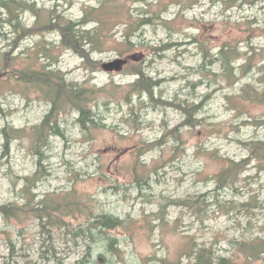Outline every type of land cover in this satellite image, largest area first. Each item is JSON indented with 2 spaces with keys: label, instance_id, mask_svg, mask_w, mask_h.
I'll use <instances>...</instances> for the list:
<instances>
[{
  "label": "rangeland",
  "instance_id": "rangeland-1",
  "mask_svg": "<svg viewBox=\"0 0 264 264\" xmlns=\"http://www.w3.org/2000/svg\"><path fill=\"white\" fill-rule=\"evenodd\" d=\"M26 1L55 9L73 20L82 16L85 7L97 2ZM223 1L199 0L182 13L179 6H168V13H161V18L173 21L172 32L160 20L153 21V25L137 33L135 50L122 56L111 49L123 45L125 26H115L105 52L93 56L99 63L95 72L85 68L74 53L60 50L56 34L25 38L14 48L12 29L0 26V62L7 53L15 67L32 60L34 65L61 70L70 82L105 88L97 100L99 129L90 136L82 133L72 113L61 123L66 140L50 138L42 179L32 191L34 202L48 193L73 192L72 197L87 200L97 214L112 215L122 222L135 221L127 230L117 228L108 233L117 240L115 254L103 247L102 233H92L96 244L89 243L91 256L85 258L86 240H78L76 245L65 238L64 231L54 230L51 241L39 231L31 214L24 215L21 226L14 220L6 224L0 215V264H193L181 256L188 237L212 248L216 256L234 257L237 264H264V258L247 262L229 243L254 236L264 239V167L257 160L248 161L234 184L235 190L219 188L216 180L221 168L228 165L226 159L238 163L247 158L241 141H264V103L237 96L242 86L260 77L257 68L264 66V0H233L228 9L229 0ZM127 4L133 17L144 12L149 14L146 18L157 11L158 5L156 1L147 6L140 1ZM23 20L29 26L34 21L26 13ZM41 40L51 49L53 58L46 52L36 55ZM198 42L207 43L210 58L204 60ZM224 44L240 53L249 52L246 57L253 56L252 67L247 70H238L247 58L232 63L234 71L227 76L230 80L222 75L216 59ZM133 56H140L147 75L162 81L155 91L157 98L201 104L196 116L199 123L194 128L180 127L184 116L176 108L153 106L146 97L141 99L143 104L137 96L131 103L126 101L127 86L135 77L127 75L124 66L119 71L106 72L102 65ZM8 87L2 95L0 113V204L21 206L26 201L21 192L24 179L36 171L37 157L30 153L26 136L12 142L10 150L4 152L1 130L30 129L42 121L50 104L21 85ZM233 95L237 96L234 101L226 100V96ZM175 127L179 141L170 139L136 157L135 148L141 143L160 140L165 130ZM134 167L137 173L149 175L147 185L135 182ZM182 200L196 205L201 200L207 206L206 215L199 218L171 203ZM159 206L166 208L168 225L158 220ZM79 221L82 220L75 225ZM46 248L48 253L42 258Z\"/></svg>",
  "mask_w": 264,
  "mask_h": 264
},
{
  "label": "trees",
  "instance_id": "trees-1",
  "mask_svg": "<svg viewBox=\"0 0 264 264\" xmlns=\"http://www.w3.org/2000/svg\"><path fill=\"white\" fill-rule=\"evenodd\" d=\"M143 2L144 6L148 3L156 1L157 11L152 12L150 17L146 18L148 13H138L135 17L130 13L127 3ZM212 3L222 2L223 0H208ZM255 0H252L254 2ZM199 0H97L96 4L87 6L82 10V16L73 20L67 16L59 14L55 9H44L38 7L34 2L30 3L26 0H0V26L7 25L12 29L15 36L13 47L17 48L20 41L33 36L45 37L46 35L56 34L59 38L58 48L62 51H70L77 55L83 61V66L91 72L98 71L99 63L95 62L93 56L96 53L105 52V47L109 44L108 40L113 36L112 29L117 25L125 26L123 34L124 43L121 47H114L111 51L119 56L130 53L137 47L139 36L137 33L144 27L153 25V21H159L166 30L172 32L171 25L173 21L161 18L162 14H167V7L170 5L179 6L180 12L190 10L197 5ZM233 0L226 2L227 8L232 7ZM149 5V4H148ZM29 14L33 19V23L29 26L24 20V14ZM2 35V34H1ZM0 35V36H1ZM199 50L204 60L210 58L209 49L206 42H198ZM42 40L37 44L39 53H47L53 58L51 49L45 45ZM163 50L167 47H161ZM154 49V48H153ZM160 50V49H159ZM158 51V50H155ZM253 51V49H252ZM249 52L240 53L236 48L224 44L218 53L217 61L220 62L222 75L230 80L234 71L232 63L247 58L243 66L238 70L249 69L252 67V57H246ZM255 55V53H253ZM14 59L9 54H3L0 62V113L3 112L1 104L2 95L8 85L18 84L23 86L27 91H32L37 95L38 99L46 100L50 104V109L44 115L42 121L32 126L30 129H8L3 128L1 134L4 137L2 149L4 152L10 150L12 142L22 139L26 136L29 144V151L37 157V169L30 178H25V183L21 192L25 195V203L21 206L16 203L0 204V215L6 224H10L13 220L22 225L24 215L31 214L32 218L37 221L39 231L48 235L52 241L54 230L64 231V236L69 237L74 244L77 241L86 240L85 258L91 256L90 244H96L92 239V233H102V244L106 250L116 253L118 251L117 240L108 233L116 230H127L131 227L132 222H122L117 218L108 214H97L94 207L88 206L87 200L77 201L73 196V192H64L62 194L48 193L39 201L34 202V194L32 193L36 182L40 181L43 176L42 168L44 167L43 159L47 158V151L50 146L51 137H63L64 130L61 123H65V117L74 113L76 123L80 126L81 132L90 136L93 131L100 128L97 121V115L100 112V105L97 100L99 95L105 88H99L90 85L88 82L78 83L70 82L66 78V74L61 70L53 68L51 65L39 64L34 65L32 60L21 67H15L12 62ZM131 62V61H130ZM128 61L124 68L127 75L135 77L133 83L127 86L125 99L128 103L137 96L138 101L142 102V98L146 97L148 103L161 108H176L184 116V121L180 124L194 128L199 123L196 116L200 113L201 104L197 105L193 102L175 100H161L156 97L155 91L161 85L162 81L154 80L145 73L142 63ZM260 77L253 83H247L239 89L238 98L249 99L253 102L264 103V66L257 68ZM228 76V77H227ZM218 77V75H216ZM234 84V83H233ZM235 95L227 97L226 100L232 102L237 97ZM134 107V106H133ZM131 107V110L133 109ZM133 113V112H132ZM178 127L171 130H165L160 140L151 143L144 142L135 148L136 157L140 158L145 154L153 151L165 142L173 139L179 141L176 136ZM167 140V141H166ZM243 148L247 151V158L242 162L227 160L226 166H223L217 175L219 188H232L239 179V175L243 172L244 167L250 160H257L259 165L264 167V141L261 140H245L241 141ZM225 161V160H224ZM135 182L147 185L149 175L147 173H137ZM173 206L181 207L187 212L192 213L199 218L206 215L207 206L201 200L197 205L188 200L173 201ZM242 207H246L243 205ZM160 213L157 215L161 225H168L166 220L165 206H159ZM74 212L77 215H74ZM66 219H71L66 221ZM78 220H82L78 222ZM75 221L76 223L72 222ZM128 225V226H126ZM120 227V228H119ZM21 232V231H19ZM46 242V240H44ZM76 241V242H75ZM106 243V245L104 244ZM237 254L243 256L247 262H253L259 258H264V239L254 236L253 238L241 240H229ZM11 245V243H10ZM200 245V247H199ZM194 237H188L185 243L184 252L181 256L192 260L193 264H237L234 257L216 256L212 248L203 247ZM53 246L50 245L49 248ZM42 253V258L48 253V249ZM100 256H103L101 254Z\"/></svg>",
  "mask_w": 264,
  "mask_h": 264
},
{
  "label": "water",
  "instance_id": "water-1",
  "mask_svg": "<svg viewBox=\"0 0 264 264\" xmlns=\"http://www.w3.org/2000/svg\"><path fill=\"white\" fill-rule=\"evenodd\" d=\"M137 59V57H133V60ZM125 63V60H115L107 64H103L102 69L106 72L119 71Z\"/></svg>",
  "mask_w": 264,
  "mask_h": 264
},
{
  "label": "bare ground",
  "instance_id": "bare-ground-1",
  "mask_svg": "<svg viewBox=\"0 0 264 264\" xmlns=\"http://www.w3.org/2000/svg\"><path fill=\"white\" fill-rule=\"evenodd\" d=\"M212 69V68H211ZM162 100V99H161ZM163 101V100H162Z\"/></svg>",
  "mask_w": 264,
  "mask_h": 264
}]
</instances>
